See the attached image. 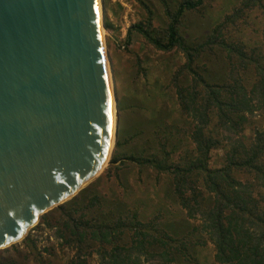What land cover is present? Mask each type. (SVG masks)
Wrapping results in <instances>:
<instances>
[{
  "label": "rangeland",
  "instance_id": "obj_1",
  "mask_svg": "<svg viewBox=\"0 0 264 264\" xmlns=\"http://www.w3.org/2000/svg\"><path fill=\"white\" fill-rule=\"evenodd\" d=\"M165 1L171 12L181 2ZM244 1L204 0L197 10L183 15L178 28L186 45L194 48L203 44L213 30L225 22L223 38L245 48L260 68L252 64L247 68L233 65L220 47L213 52L205 51L195 61L196 71L208 84L236 83L248 92L257 106L253 113L245 114L246 122L238 134L220 126L216 110H210L204 131L221 142L209 153L211 170L224 166L226 153L232 145L250 147L256 131L264 130V93L259 83V71L264 69V0L249 6ZM101 6L102 36L117 98L118 136L110 162L101 174L60 206H63V212L74 210L76 216L83 213L95 219L135 214L143 223H155L161 232L177 240L176 245L185 243L187 258L175 254L172 264H217L212 239L203 228L213 197L204 192L203 198H198L200 204L194 205L188 215L180 205L169 174L147 166L138 167L129 161L132 157L159 160L162 145L170 153V163L174 165L180 164L184 157L196 155L191 135L198 119L190 114V110H183L174 82L176 72L186 62L183 54L176 49L170 52L158 50L132 29L141 24L151 36L165 43L169 25L166 10L160 0H102ZM145 6L152 13V28L148 25L149 14ZM227 17H231L228 22ZM179 85L190 91L191 77L184 73L179 77ZM201 93L195 95L198 105L202 102ZM189 106L198 108L192 103ZM234 177L250 185L247 191L260 201V209L264 210V187L260 182L247 171H235ZM196 186L204 191L201 182ZM91 202L101 205L86 210ZM58 208L44 214L45 218L30 230L26 238L2 250L1 264L76 262L74 245L69 246L59 237L58 230L64 216ZM80 257L81 264H110L109 259L91 248L83 251ZM131 257L138 258V264H163L164 258L135 251Z\"/></svg>",
  "mask_w": 264,
  "mask_h": 264
},
{
  "label": "water",
  "instance_id": "obj_2",
  "mask_svg": "<svg viewBox=\"0 0 264 264\" xmlns=\"http://www.w3.org/2000/svg\"><path fill=\"white\" fill-rule=\"evenodd\" d=\"M107 59L97 0H0V252L110 162Z\"/></svg>",
  "mask_w": 264,
  "mask_h": 264
},
{
  "label": "trees",
  "instance_id": "obj_3",
  "mask_svg": "<svg viewBox=\"0 0 264 264\" xmlns=\"http://www.w3.org/2000/svg\"><path fill=\"white\" fill-rule=\"evenodd\" d=\"M160 1L169 20L166 42L163 43L159 38L151 36L141 24L134 25L132 29L143 35L148 43L158 50L170 52L176 49L183 54L186 62L176 72L174 82L183 110H190V114L198 119L191 135L196 155L184 157L180 164L174 165L170 163V153L162 145V157L159 160L132 157L129 161L138 167L147 166L160 173L169 174L180 205L188 215L194 205L200 204L198 198H203L204 192L213 197L203 228L212 239L217 264H264V210L260 209V201L247 191L250 185L247 186L234 177L235 171H247L260 182V186L264 187V130L256 131L250 147L242 144L232 145L226 153L224 166L216 170L209 169L208 157L210 151L221 142L204 131L209 122V112L213 109L217 112L219 125L238 134L246 122L245 114L253 113L257 106L253 104V99L242 86L236 83L210 85L194 66L195 61L205 51L213 52L216 47L226 52L233 65L247 68L252 64L260 69L259 65L251 59L248 52H245V48L229 43L223 38L222 27L226 25L225 22L215 28L203 44L194 48L186 45L178 32L181 18L187 11L197 10L204 0H181L174 12L169 10L165 0ZM260 1L245 0L244 4L256 5ZM145 8L149 14L148 25L152 28L151 10L146 6ZM226 19L228 22L231 17ZM184 73L191 77L190 91L179 85V77ZM259 73L263 94L264 69ZM199 92H202L200 105L195 97ZM190 103L198 108L191 109ZM198 182L202 183L204 191L196 186ZM99 205L101 203L91 202L85 209L89 210ZM58 209L63 212V206H59ZM76 212L74 210L63 212V223L58 230L59 237L69 246L74 245L77 250L76 262L73 264H81V253L89 248L109 259L110 264H138V258L131 257L133 251L150 257H164L163 264H172L175 254H181L186 258L188 256L185 243L176 245L177 240L161 232L155 223H143L135 214L95 219L83 213L76 216ZM44 218L45 216H42L41 220Z\"/></svg>",
  "mask_w": 264,
  "mask_h": 264
},
{
  "label": "bare ground",
  "instance_id": "obj_4",
  "mask_svg": "<svg viewBox=\"0 0 264 264\" xmlns=\"http://www.w3.org/2000/svg\"><path fill=\"white\" fill-rule=\"evenodd\" d=\"M101 1L102 0H97L98 2V8H99V14H100V17H101V14H102V6H101ZM109 59H107V67H108V73H109V76H110V83H111V86H113V82H112V76H111V69L109 68L110 64H109ZM112 103H113V116H114V124L116 123V115H115V106H116V103H115V98L112 97ZM113 143V141H112Z\"/></svg>",
  "mask_w": 264,
  "mask_h": 264
}]
</instances>
